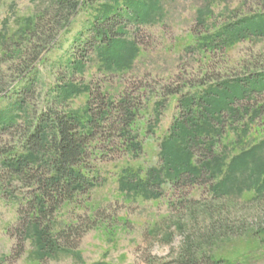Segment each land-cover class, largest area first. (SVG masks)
Instances as JSON below:
<instances>
[{
    "label": "rangeland",
    "instance_id": "obj_1",
    "mask_svg": "<svg viewBox=\"0 0 264 264\" xmlns=\"http://www.w3.org/2000/svg\"><path fill=\"white\" fill-rule=\"evenodd\" d=\"M61 1L0 0V115L17 119L0 129V150L27 152L45 115L88 128L99 94L126 97L137 112L128 140L140 147L99 128L79 165L86 181L52 214L47 199L37 213L39 189L0 155V264H264V0H63L70 22L45 45L31 32L40 23L50 33ZM115 9L122 18L111 34L122 33L102 44L98 29ZM233 86L246 92L206 125L213 138L190 142V164L216 156L210 169L175 179L164 146L186 99L200 118L202 96ZM236 158L247 163L239 186L221 193ZM44 225L59 246L51 252L40 245Z\"/></svg>",
    "mask_w": 264,
    "mask_h": 264
},
{
    "label": "trees",
    "instance_id": "obj_2",
    "mask_svg": "<svg viewBox=\"0 0 264 264\" xmlns=\"http://www.w3.org/2000/svg\"><path fill=\"white\" fill-rule=\"evenodd\" d=\"M60 3H62L61 8L59 10L57 9L54 14L52 13V18L48 20L47 24L50 23L51 26L50 33L47 34L43 30L45 26L42 25L41 27L40 23L35 25L34 30L31 32L34 36L39 35L38 40L44 41L45 45H49L55 39L60 29L64 28L70 22L71 15L73 14V12L71 14L69 12L65 14L63 7L65 2L62 0ZM107 14L108 16L103 22L105 25L98 29V37L101 39V42L105 41L102 44L112 42L122 33L115 32L116 34L114 36L111 34L119 24L118 20L122 18L121 12L115 9ZM126 17L129 20L133 19V15L129 13H127ZM43 18L45 17H41L40 20ZM94 26L96 25L94 24ZM39 54L40 52H37V55ZM245 92V86H241L240 88L233 86L230 87V91L219 90L218 93L210 92L207 94L209 96H202L201 99L205 104L200 118L194 112L193 101L191 102L190 98L186 99L187 112L182 119L177 120L174 131L171 134L172 136L167 137L166 140L168 142L164 146L168 164L175 171V179H180L181 175L185 173L197 179L198 175L202 174L203 168L210 169L209 167L212 163L210 160L216 156L207 158V160L195 166L190 164V159L193 155L190 142L193 139L199 142L204 137L211 138L212 136L207 132V126H209L210 121L222 111L223 107H226V105L232 102L234 103L237 98H242ZM105 98L103 94H99V100L96 99L98 104L94 106L96 108H93V105H95L92 102L93 99L89 100V117L86 121L88 128L73 115L60 113L56 115L49 114L45 115L35 130L27 136V152L20 153L15 148L0 150V155L5 157L4 164L11 169V174L18 176L21 181L36 185L39 189L40 194L35 198L39 206L37 213H46L44 200L47 199L50 214H52L60 203L72 196L75 186H83L82 181H86V177L79 168V165L84 159L89 143L103 134V130L101 132L99 128L110 125L114 131H119L120 137L124 139V146L128 147L131 151L140 147V143L135 137H131L132 139L128 140L129 134L127 133L131 123L135 120L136 110L128 106L126 97L120 99L117 103L108 101V98ZM121 114L122 118L120 117ZM112 118H114L113 122H111ZM16 124L17 119L15 116L0 115V129L12 128ZM81 127L87 129V132L81 130ZM106 141L114 143L112 138ZM31 160L44 161L48 169L46 168L47 170L45 169L42 172L41 167H30ZM245 165H247L246 162L242 165L240 164L239 158L233 159L228 165L229 173L215 189L221 191V193H227L231 189H235V186L238 187L239 183L236 179L237 170L243 169L242 167ZM34 216L35 218L29 223L36 224L37 227L42 225L39 220L40 215L37 216L35 214ZM41 230L40 245L44 251L51 252L55 247H59L56 246L48 225H44V228H41ZM195 261L197 263V260L190 259L185 261L184 264H194ZM209 261L211 262L208 264L221 263L211 258H209Z\"/></svg>",
    "mask_w": 264,
    "mask_h": 264
}]
</instances>
